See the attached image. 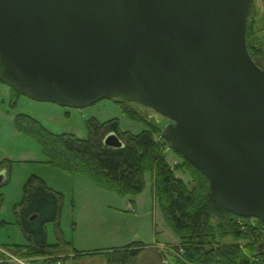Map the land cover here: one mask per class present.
<instances>
[{"label": "water", "instance_id": "95a60500", "mask_svg": "<svg viewBox=\"0 0 264 264\" xmlns=\"http://www.w3.org/2000/svg\"><path fill=\"white\" fill-rule=\"evenodd\" d=\"M253 3L0 0V82L67 108L117 99L153 109L217 204L264 224V69L247 47ZM105 143L123 147L115 134Z\"/></svg>", "mask_w": 264, "mask_h": 264}, {"label": "trees", "instance_id": "16d2710c", "mask_svg": "<svg viewBox=\"0 0 264 264\" xmlns=\"http://www.w3.org/2000/svg\"><path fill=\"white\" fill-rule=\"evenodd\" d=\"M254 7L247 25V47L252 59L264 69V41L259 35ZM10 88L15 99L22 96ZM121 103L125 105L124 114L129 119L144 123L148 129L133 135L121 132L116 119L103 124L92 120V138L79 139L72 134H54L28 115H18L15 128L40 144L47 164L70 175H82L99 188L121 197L143 193L149 174L163 218L179 240V245L172 247L171 264H264V250L257 245L262 243V237L250 224L251 219L221 208L213 198L208 179L174 149L162 127L148 121L137 107L130 106L131 103ZM112 134L123 147L105 143L106 137ZM167 144L177 156L173 165L162 151ZM4 164V161L0 162V168ZM24 193L23 201L17 205L20 210L18 223L28 243L2 248L33 262H36L34 259L60 255L71 243L48 244L46 225L59 222L63 195L37 176L28 180ZM2 203L3 195H0V208ZM255 222L263 225L258 219ZM144 246L137 242L121 250L73 253L76 258L104 254L108 264H132ZM1 257L0 264H9L4 255ZM48 260L52 262V259Z\"/></svg>", "mask_w": 264, "mask_h": 264}, {"label": "rangeland", "instance_id": "374dc122", "mask_svg": "<svg viewBox=\"0 0 264 264\" xmlns=\"http://www.w3.org/2000/svg\"><path fill=\"white\" fill-rule=\"evenodd\" d=\"M253 5L257 13L259 35L264 41V0H254ZM122 101L102 100L85 108H67L57 103L35 101L24 95L15 99L11 88L0 83V162H5L0 168V172H4V181L0 186V195H3L0 245L28 243L18 223L20 210L17 205L23 201L25 185L32 176L43 179L50 188L63 195L59 222L46 225L48 244L71 243L70 247L91 254L121 250L140 242L145 248L147 245L148 249L132 264H159V259L155 257L151 262L146 261L154 254L149 248L162 243H177L178 238L166 224L154 196L149 174L146 176L147 185L143 193L121 197L99 188L82 175H70L47 164L40 144L30 136L18 133L15 128V118L28 115L54 134H72L79 139L92 138V120L103 124L116 119L121 132L133 135L147 130L144 123L131 120L124 114L125 105ZM129 103L137 107L148 121L161 126L163 130L170 123V120L151 108ZM168 149L164 145L162 151L173 165L177 156L172 153L170 145ZM182 177L189 180L187 176ZM261 240L262 243L257 245L264 250L263 237ZM64 252L59 258L52 259V262L64 260L63 264H108L104 254L74 259L75 255L69 258ZM34 260L38 261L34 264H44L43 260Z\"/></svg>", "mask_w": 264, "mask_h": 264}, {"label": "crops", "instance_id": "0c3cea01", "mask_svg": "<svg viewBox=\"0 0 264 264\" xmlns=\"http://www.w3.org/2000/svg\"><path fill=\"white\" fill-rule=\"evenodd\" d=\"M52 189V188H51ZM134 203V205H136L137 203L136 202H133ZM6 225V223L5 222H3V226H5ZM27 244V242L25 243V244H7V243H3V244H1L0 245V247H5V246H13V245H26ZM165 245H172V246H177V245H179V240L177 241V243H166V244H161V245H159V246H157V245H154V246H151L149 249H152V251H154V254L152 255V256H150L151 257V259H150V257H149V259H146V261H148V262H151L153 259V257H155L156 259L158 258L159 259V264H163L162 263V260H163V253H162V251H163V249H162V247L163 246H165ZM129 246V245H128ZM72 247H68V248H64V250H66L65 252H64V255H67V256H69V258H73L74 256V253L73 252H78V253H82V254H85V252H82V251H80V250H78V248H76V247H74V248H72ZM148 248H147V245H146V248H145V246H144V248H142V250L140 251V253H139V255H141L145 250H147ZM3 254H1L0 253V258H2L1 256H2ZM63 255V257H65ZM138 255V256H139ZM62 257V258H63ZM55 258H59V255H54V256H48V257H44V258H39V259H37V260H39V262L41 261V260H43V262H44V264H50L51 262L48 260V259H55ZM74 259H77V258H75L74 257ZM138 259V257L137 258H135L134 260H133V262L135 261V260H137ZM60 261V260H59ZM62 261V260H61ZM64 261V260H63ZM63 261H62V264H63ZM6 263H8L9 262V260L7 259L6 261H5ZM36 262H38V261H36ZM147 262H145V264H146ZM34 264V263H33Z\"/></svg>", "mask_w": 264, "mask_h": 264}, {"label": "built area", "instance_id": "2783aa9c", "mask_svg": "<svg viewBox=\"0 0 264 264\" xmlns=\"http://www.w3.org/2000/svg\"><path fill=\"white\" fill-rule=\"evenodd\" d=\"M166 147L168 149V145H166ZM168 150H170V149H168ZM239 223L243 224V222H241V221H239ZM250 224L252 226L254 225V228L257 231H259V233H261L260 236L263 237V239H264V225H261V227H259V225L256 224L254 219H251ZM162 249H163V255H164L162 263L163 264H171V253L173 252L172 247L167 245V246H163ZM0 251L7 256L9 262L12 264H32L30 261L25 260V259H21L18 256L10 253L9 251H5L2 249H0ZM57 264H62V263L58 262Z\"/></svg>", "mask_w": 264, "mask_h": 264}]
</instances>
